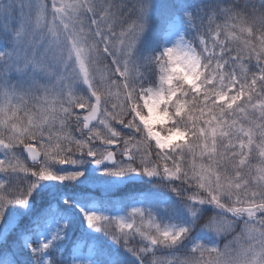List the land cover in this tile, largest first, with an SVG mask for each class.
I'll use <instances>...</instances> for the list:
<instances>
[{"label": "snow or ice", "instance_id": "obj_1", "mask_svg": "<svg viewBox=\"0 0 264 264\" xmlns=\"http://www.w3.org/2000/svg\"><path fill=\"white\" fill-rule=\"evenodd\" d=\"M0 264H264V0H0Z\"/></svg>", "mask_w": 264, "mask_h": 264}, {"label": "rangeland", "instance_id": "obj_2", "mask_svg": "<svg viewBox=\"0 0 264 264\" xmlns=\"http://www.w3.org/2000/svg\"><path fill=\"white\" fill-rule=\"evenodd\" d=\"M90 187H93L94 190H96L97 192L100 191V187H99L98 184L97 185H90ZM114 191H115L117 197H127L130 193L134 192L133 190L131 191V188H127L126 186H121L120 189H115ZM148 191L142 190V191H139V192H136V193H146Z\"/></svg>", "mask_w": 264, "mask_h": 264}, {"label": "trees", "instance_id": "obj_3", "mask_svg": "<svg viewBox=\"0 0 264 264\" xmlns=\"http://www.w3.org/2000/svg\"><path fill=\"white\" fill-rule=\"evenodd\" d=\"M135 188H137V189H151V190H153L154 189V186H152V185H147V184H141V185H138V186H136ZM99 191V190H98Z\"/></svg>", "mask_w": 264, "mask_h": 264}]
</instances>
